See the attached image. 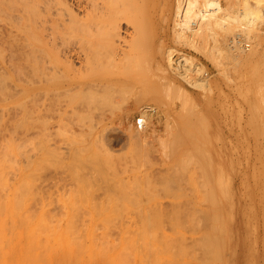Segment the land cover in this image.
Wrapping results in <instances>:
<instances>
[{
    "label": "rangeland",
    "instance_id": "1",
    "mask_svg": "<svg viewBox=\"0 0 264 264\" xmlns=\"http://www.w3.org/2000/svg\"><path fill=\"white\" fill-rule=\"evenodd\" d=\"M8 1L2 5L4 0L2 3L0 0V182L4 183L0 184V222H3L1 219L6 220L7 217L8 220L14 215L17 227H26V232L23 229L24 233H27L29 226L24 224L30 221L40 223L36 224L37 230L38 227L42 229L43 225L46 228L47 225L49 227L53 224L50 225L54 227L53 232H56L53 236L51 233H48L51 234L48 236L46 232L49 229L43 228L48 239L55 238L54 235L57 234L55 240L51 239L55 241L54 245L51 241L48 242V245L53 247L60 240L61 236L58 235L62 234V230L64 232L66 225L67 230L72 226L78 233L82 230L79 234L81 238L75 233L77 241L80 238L78 243L82 244L85 239L82 246L88 245L85 247L89 250L82 246L76 250L80 264H264V45L256 50L250 49L251 52L245 50L246 56L243 59L238 63L227 64L226 71H223L216 59L203 49L200 52V49L174 42H169L166 49H160L144 44L153 37L156 42H160L158 35L149 32H141L138 36L123 34L124 42L117 43L118 46L112 48L120 57L115 54L114 63L109 62L105 66L111 77L122 80V84L119 83V86L114 88L116 93L112 90L113 93H106L108 96L98 98H87V95H76L72 92L30 93L23 90L27 84L24 82L25 78L27 80L25 71L28 70V58L25 54L30 47L26 45H30V41L37 43V37L33 34L35 40L29 38V34H25L26 29H20L16 25L17 4L21 0H17L14 8L11 6L14 0ZM9 3L11 5H8ZM6 5L14 10L16 8V11ZM15 25L16 27H13ZM143 34L146 37L142 36ZM262 35L264 39V33ZM132 37V40H138L133 43L134 46ZM170 37L172 35L169 40ZM246 37L248 35L243 38ZM249 37L253 38L254 35ZM138 38H141L142 42ZM167 49L176 50L174 59L177 53H186L204 67L208 78L204 76V80L202 74L200 77L193 76L197 77V80L203 78L201 80L205 82L202 88L188 85L174 76L164 58ZM121 57L126 60L124 63ZM131 63L134 68H131ZM167 81H171L170 84H166ZM207 83H210L209 86L205 85ZM175 85L177 89L169 88ZM145 89H148L149 93ZM141 90L142 95L139 92ZM95 100L103 102L99 109L92 107L91 110L88 106V111L83 108L90 103L100 104ZM146 105L151 106L153 112H147V127L138 133L135 122ZM108 134L119 138H109ZM5 138L9 141L6 142ZM31 140L33 143L30 144L33 146L29 144ZM5 144L8 146H4ZM29 153L35 155L30 170L26 162ZM11 161L16 163L13 165ZM36 176L39 178L35 179ZM18 195L21 200H18ZM76 206L78 208L75 209ZM65 212L64 219L77 215L75 218L79 219L80 224L84 222L83 225L79 226V221L74 218L64 220L61 214ZM79 212L85 219H89L92 214L96 218L84 221L83 217H78ZM45 213L53 217L54 221L59 215L63 221L60 219V222H51L53 218L49 215L43 218ZM22 219L24 220L20 222ZM12 220L14 222V219ZM12 220L7 221V228L9 224L12 226ZM113 222L120 226L116 227ZM122 224H125L124 227ZM113 225L120 228L118 231L121 232L117 233ZM56 227H59L60 233L58 229L55 231ZM83 228H86L84 232ZM112 229L116 235L112 234ZM50 230L52 232V229ZM36 232L40 231L34 233ZM72 232L73 230H70L64 234L67 238L70 237L68 239L71 243L75 242L73 246H79L73 241L76 238L72 240L73 235L75 236ZM34 233L30 234L33 239L36 236ZM110 233L115 236L111 237ZM39 236L37 240L43 237L46 240L45 236ZM117 236L121 238L118 239ZM62 237L56 249L63 247V253L60 254L62 251L58 249L60 252L55 251L56 255L51 256L49 253L54 252L52 246L51 251H42L50 255L53 262H49L50 258L45 254L43 256L49 264H70L69 257L64 258L66 255H63L69 253L67 250L70 247L64 250L65 245L71 244L68 245L69 240ZM197 237L199 239H196ZM23 239L22 244L25 240L28 243L27 236ZM92 239L97 240L96 243ZM42 241L44 242V239ZM26 243L24 246H27ZM36 244L34 243V246ZM101 245L106 248L109 246L108 251ZM27 247L30 250V247ZM129 247L132 248L133 254ZM82 248L86 252H80ZM74 251L70 250L71 253ZM30 252L28 251L26 256H31ZM34 252L36 253V250ZM57 254L62 255L60 259L55 257ZM74 255L72 253L73 257H70L71 263L77 264ZM26 258L24 257L30 264L29 257ZM37 261L38 264L42 262ZM44 261L42 264H45Z\"/></svg>",
    "mask_w": 264,
    "mask_h": 264
},
{
    "label": "bare ground",
    "instance_id": "2",
    "mask_svg": "<svg viewBox=\"0 0 264 264\" xmlns=\"http://www.w3.org/2000/svg\"><path fill=\"white\" fill-rule=\"evenodd\" d=\"M12 1V0H11ZM10 3L13 2V4L11 5L10 3L8 5H11L13 7V5H16L17 0L12 1ZM19 1V0H18ZM22 1V3H21ZM19 1V3L17 4L18 8L16 11L11 7H8L6 5V7L10 8L11 10H13L14 12L16 11L17 14L15 16V21H16V25L17 27L19 26L20 29H26L25 34H29V38H34L33 40H35V38L37 37V39L35 40L37 43H33L30 41V45H26L27 47L30 46L28 48V53L25 54V57L28 58V66L26 68H28V70H26L25 72H27L26 76H27V80L25 78L24 82L26 81V87H23V90L26 92H30V93H35V92H44L46 94L51 93V92H61V93H75L76 95H87V98H98V97H104L105 95H107L110 91V94L113 93V91L115 92L116 89L114 90V88L118 85L119 83H121V79L117 78V77H111L106 69L105 66L106 64L110 63H114L115 58V54L118 55V52H115V50H112L113 46H116L117 43L121 44L122 42H124V37L123 34L126 35H139V33H145V32H149L152 33V35H158L159 38H161L159 41L160 42H156L155 37H151V40H147L146 43L144 44H148V46H154V47H160V49H166L167 44L169 42H174L178 45H185V46H189L192 47L194 49H200L202 52L205 50L207 53H210V55L216 59L217 63L219 64L220 68L223 71H226L225 67L227 64H230L231 62H236L238 63L241 59L244 58L245 55V50H253V49H257L260 46L264 45V39H263V35L262 33H264V0H21ZM3 2V0H1V3ZM5 0L2 3L5 4ZM7 2H9L7 0ZM6 2V4H7ZM22 4V5H21ZM19 5H21L19 7ZM4 8V7H3ZM12 11V12H13ZM8 12V11H6ZM1 13V12H0ZM8 14V13H7ZM9 16V15H8ZM12 16V15H10ZM14 18V16H12ZM10 20V19H9ZM12 20V19H11ZM14 21V20H12ZM15 23V22H14ZM13 23V24H14ZM11 24V23H10ZM12 25V24H11ZM13 26V27H16ZM18 29V28H17ZM23 29V30H24ZM10 30V29H9ZM13 30V29H11ZM23 32V31H21ZM12 33V32H11ZM147 33V34H149ZM256 33V34H255ZM33 34L36 37H33ZM146 34V33H145ZM145 34H143L142 36H144ZM243 34H245L246 36L253 34L254 37H246L243 38ZM137 35V36H138ZM172 35V37H170L169 40V36ZM149 36V35H148ZM147 36V37H148ZM151 36V34H150ZM149 36V37H150ZM131 36H129L130 38ZM136 37V36H135ZM141 37V35H140ZM146 37V36H144ZM143 37V38H144ZM134 37L131 38L132 45L134 46L135 44H133L134 42H138L132 40ZM137 38V37H136ZM135 38V39H136ZM128 39V38H127ZM126 39V40H127ZM139 39V38H138ZM141 39V38H140ZM139 39V40H140ZM142 42V40H140ZM127 43V42H126ZM141 44V43H140ZM131 45V44H130ZM142 45V44H141ZM252 45V47L250 46ZM118 46V45H117ZM124 46V45H123ZM145 46V45H144ZM126 47V46H125ZM141 47V46H140ZM146 47V46H145ZM24 48V47H23ZM136 48V47H135ZM142 48V47H141ZM116 49V48H115ZM119 49L121 50V47H119ZM125 49V48H124ZM133 49V48H132ZM137 49V48H136ZM158 49V48H157ZM118 50V47H117ZM131 50V49H130ZM129 50V51H130ZM135 50V49H134ZM140 50V49H139ZM142 50V49H141ZM140 50V51H141ZM250 50V52H251ZM254 50V51H255ZM160 51V50H159ZM167 51V52H166ZM165 52V60L167 62V64L170 66L169 68L171 69L172 73L174 74V76L179 77L180 79H182L185 83H187L188 85H192L195 86L197 88H202L204 86V76H208L207 72H204V67L202 68L190 55H187L186 53H182L179 52L177 53V57L174 59L175 57V51H173V49H167ZM235 51H238L237 53H235ZM249 52V53H250ZM133 53V52H132ZM139 53V52H138ZM205 53V52H204ZM135 54V53H133ZM203 54V53H202ZM128 55V54H126ZM119 56V55H118ZM252 56V55H251ZM117 57V56H116ZM120 57V56H119ZM138 57V56H136ZM136 57L134 59H136ZM133 58V57H132ZM120 59V58H119ZM128 59V58H126ZM131 59V57H130ZM129 59V60H130ZM140 59V58H139ZM137 59V60H139ZM246 59V58H245ZM121 60L124 61V57ZM120 60V61H121ZM142 64L144 63V58L142 57ZM113 61V62H112ZM128 61V60H127ZM131 61V60H130ZM135 61V60H134ZM140 61V60H139ZM136 61V62H139ZM116 63V62H115ZM122 62H120V65L122 67H124ZM134 63V62H133ZM156 63V62H155ZM138 64V63H137ZM159 64V62H158ZM132 65V63L130 64V66ZM127 66V65H126ZM138 66V65H137ZM136 66V67H137ZM143 66V65H142ZM141 66V67H142ZM112 67V65H111ZM118 67V66H117ZM121 67V68H122ZM133 67V65L131 66V68ZM160 67V66H159ZM223 67V68H222ZM108 68V67H107ZM115 68V67H114ZM130 68V67H129ZM134 68V67H133ZM140 68V65L139 67ZM123 69V68H122ZM126 69V68H125ZM204 78V80H201L203 78H201L200 80L196 79L195 77H193L194 75H199V77L201 76ZM163 76V75H161ZM229 77V76H228ZM208 78V77H207ZM206 78V79H207ZM164 79V78H163ZM124 81V80H123ZM169 81V80H168ZM167 81V82H168ZM263 81V80H262ZM171 82V81H170ZM170 82L166 83V84H170ZM207 82V81H206ZM122 84V83H121ZM162 84V83H161ZM164 84V83H163ZM165 84V85H166ZM210 84L207 83L205 84L206 86ZM172 85V84H171ZM177 85V84H176ZM176 85L173 86V88L170 86L169 88L171 90H173L174 88H176ZM168 86V85H167ZM166 86V87H167ZM209 86V85H208ZM178 87V86H177ZM180 87V86H179ZM136 88V87H135ZM210 88V87H209ZM26 89V90H25ZM143 89V88H142ZM165 89V87H164ZM163 89V90H164ZM177 89V88H176ZM179 89V88H178ZM181 89V88H180ZM179 89V90H180ZM113 90V91H112ZM120 90V89H119ZM144 90V89H143ZM148 89H145V91ZM166 90V89H165ZM169 91V89H167ZM184 90V89H183ZM208 90V89H207ZM112 91V92H111ZM118 91V90H117ZM178 91V90H177ZM140 95H142L143 93L142 90L139 91ZM147 92V91H146ZM144 92V93H146ZM172 92V91H171ZM183 91H181L182 93ZM107 93V94H106ZM116 93V92H115ZM149 93V90H148ZM166 93V91H165ZM175 93V91H174ZM180 93V94H181ZM121 94V93H120ZM119 94V95H120ZM185 94V93H184ZM188 94V93H187ZM113 95V94H112ZM118 95V96H119ZM146 95V94H144ZM166 95V94H165ZM169 95V94H168ZM183 95V93H182ZM89 96V97H88ZM108 96V95H107ZM106 96V97H107ZM114 96V95H113ZM111 96V97H113ZM178 96V95H177ZM186 96V95H185ZM110 97V98H111ZM126 97V96H125ZM142 97V96H141ZM179 97V96H178ZM188 97V96H187ZM137 98V97H136ZM181 98V97H180ZM102 99V98H101ZM106 99V98H105ZM70 101V100H69ZM85 101V100H83ZM82 101V103H83ZM96 103H100V104H94V103H90V105H86L87 107L83 108H87L89 111V107H91V110L94 109H99L100 105L102 103L97 100H95ZM93 101V102H95ZM106 101V100H105ZM108 101V100H107ZM111 101V100H110ZM184 101V100H183ZM72 103V102H71ZM81 103V102H80ZM138 103V102H137ZM76 104V103H75ZM106 104V103H105ZM188 104V103H187ZM64 105V104H63ZM77 105V104H76ZM82 105V104H81ZM80 106V104H79ZM102 106V105H101ZM138 106V105H137ZM194 106V105H193ZM93 107V108H92ZM111 107V106H110ZM143 107V106H142ZM141 107V108H142ZM183 107V106H182ZM63 108V107H62ZM65 108V107H64ZM82 108V107H81ZM80 108V109H81ZM82 108V109H83ZM106 108V107H105ZM72 109V108H71ZM70 109V110H71ZM103 111V109H101ZM106 110V109H105ZM152 108L151 106H145L142 108V111L140 112L141 116L137 117L136 119V127L138 130H136L139 133V130H143L146 126L145 121H148L145 119V117L148 115L149 112H153L151 111ZM174 110V109H173ZM73 111V110H72ZM79 111V110H78ZM85 111V109H84ZM96 111V110H95ZM249 111V110H248ZM77 112V111H76ZM81 112V111H80ZM87 112V111H86ZM85 112V113H86ZM97 112V111H96ZM105 112V111H104ZM148 112V113H147ZM159 112V111H158ZM88 113V112H87ZM92 113V112H90ZM99 113V112H98ZM250 113V112H249ZM258 113V112H257ZM89 114V113H88ZM103 114V113H102ZM150 114V113H149ZM264 114V113H263ZM93 115V113H92ZM97 115V114H96ZM154 115V114H153ZM258 114H256L257 116ZM99 116V115H97ZM255 116V117H256ZM96 117V116H95ZM143 117V118H142ZM250 117V116H249ZM253 117V116H252ZM264 117V115H263ZM98 118V117H97ZM100 118V117H99ZM261 118V117H260ZM92 119V118H91ZM256 119V118H254ZM167 120V119H166ZM252 119H250L251 121ZM19 121V120H18ZM249 122V121H248ZM263 122V121H262ZM260 122V124L262 123ZM18 123V122H17ZM97 123V122H96ZM152 123V122H151ZM166 123V122H165ZM16 125V123H15ZM19 125V124H18ZM95 125V124H94ZM166 125V124H165ZM258 125V123H257ZM262 125V124H261ZM131 126V125H130ZM136 127H134V129H136ZM175 127V126H174ZM168 128V127H167ZM171 128V127H170ZM264 130V129H263ZM167 131V130H166ZM135 132V131H134ZM142 132V131H141ZM23 133V132H22ZM136 133V132H135ZM170 133V132H169ZM134 134V133H133ZM132 134V135H133ZM144 134V133H143ZM142 134V135H143ZM152 134V133H151ZM29 135V134H28ZM31 135V134H30ZM109 138L114 137L116 139L119 138V136H112V134H108ZM115 135V134H114ZM137 135V134H136ZM154 135V134H153ZM17 136V135H16ZM23 136V135H22ZM26 136V135H25ZM135 136V135H134ZM171 136V135H170ZM3 137V136H2ZM8 138V136H6ZM12 137V135H11ZM9 136V138H11ZM33 137H36V139L38 138L37 136L33 135ZM18 138V137H16ZM30 138V137H29ZM32 138V136H31ZM138 138V137H137ZM6 139V138H5ZM5 139L3 141H5ZM19 139V138H18ZM24 139V137H23ZM173 139V138H172ZM113 140V139H112ZM9 140L6 139V142H8ZM12 141V140H11ZM24 141V140H23ZM175 141V140H174ZM19 142V141H18ZM27 142V141H26ZM31 141H29L30 144ZM33 143V142H32ZM30 144L33 146V144ZM175 143V142H174ZM179 143V142H178ZM3 144V143H2ZM10 144V143H9ZM20 144V143H19ZM7 144H5L4 146H6ZM23 145V143H22ZM21 145V146H22ZM2 146V147H4ZM8 146V145H7ZM19 146V145H18ZM17 146V147H18ZM35 146V145H34ZM37 147V146H36ZM264 147V145H263ZM6 148V147H5ZM31 148V147H30ZM22 149V147H21ZM27 149V148H26ZM32 149V148H31ZM30 149V150H31ZM1 150V149H0ZM3 150V149H2ZM177 150V149H176ZM23 151V150H21ZM33 152V151H32ZM35 152V150H34ZM33 152V153H34ZM174 152V151H173ZM4 153L5 150H4ZM21 153V152H19ZM18 153V154H19ZM31 153V152H30ZM30 153L28 155H30ZM170 153V152H169ZM11 154V153H10ZM32 154V153H31ZM24 155V153H23ZM27 155V156H28ZM1 156V155H0ZM14 156V155H13ZM21 156V154H20ZM33 155H30L29 157H27L26 162H27V166L29 168V170L32 168V163H33ZM9 157V156H7ZM11 157V155H10ZM9 157V158H10ZM2 158V157H1ZM14 158V157H13ZM16 159V158H14ZM12 159V160H14ZM7 160V159H6ZM20 160V159H18ZM16 161V160H15ZM13 161V162H15ZM10 162V161H9ZM8 162V163H9ZM25 162V161H24ZM25 162V163H26ZM1 163V162H0ZM6 163V162H5ZM7 163V164H8ZM12 163V161H11ZM10 163V165H11ZM16 163V162H15ZM14 163V164H15ZM37 163V162H36ZM3 164V163H2ZM13 164V163H12ZM13 164V165H14ZM257 164V163H256ZM6 165V164H5ZM12 165V166H13ZM17 167V166H16ZM7 168V167H6ZM5 168V169H6ZM9 168V166H8ZM27 168V167H26ZM35 168V167H34ZM11 171V170H10ZM32 171V170H31ZM8 172V171H7ZM13 172V171H12ZM1 173V172H0ZM11 173V172H10ZM33 173V172H32ZM9 174V172H8ZM16 174V173H15ZM31 173H29L28 175L30 176ZM2 175V174H0ZM4 175V174H3ZM13 175V174H12ZM37 175V174H36ZM28 176V178H29ZM35 176V175H32ZM1 177V176H0ZM7 177V175H6ZM10 177V176H9ZM27 177V176H26ZM11 178V177H10ZM13 178V177H12ZM33 177H31L32 179ZM39 178V177H35ZM4 179V178H3ZM8 179V178H7ZM26 180V179H25ZM10 181V180H9ZM40 181V180H39ZM27 183V180H26ZM0 184H2V182H0ZM4 184V183H3ZM2 184V185H3ZM31 184V183H30ZM36 187V184H34ZM31 186V185H30ZM6 187V186H5ZM1 188V186H0ZM4 188V187H3ZM37 189L39 187H36ZM5 189V188H4ZM22 189V188H21ZM27 190V189H26ZM33 190V187H32ZM39 190V189H38ZM7 191V190H6ZM21 191V190H20ZM19 191V192H20ZM37 190H35L36 192ZM40 191V190H39ZM32 192V191H31ZM34 193V192H33ZM40 193V192H39ZM4 194V193H3ZM32 194V193H30ZM35 194V193H34ZM22 195V194H21ZM19 196V195H18ZM36 196V195H35ZM39 196V195H38ZM41 196V195H40ZM4 197V196H3ZM2 197V199H3ZM1 198V196H0ZM16 199V198H15ZM21 200L20 196L18 198V200ZM36 199V197H35ZM201 200V199H199ZM198 200V201H199ZM28 201V200H27ZM41 201V200H39ZM37 201V202H39ZM3 202V201H2ZM15 202V201H14ZM19 203V201H17ZM15 202V203H17ZM21 202V201H20ZM35 201H33L32 203H34ZM200 202V201H199ZM31 203V204H32ZM74 203V202H73ZM1 204V201H0ZM13 204V203H11ZM35 204V203H34ZM39 204V203H38ZM36 205V204H35ZM46 205V204H44ZM22 206V205H21ZM31 206V205H30ZM34 206V205H32ZM47 206V205H46ZM38 207V206H36ZM49 207V206H48ZM56 207V206H54ZM58 207V206H57ZM2 208V207H1ZM18 208V207H17ZM71 208V207H70ZM78 208V206L75 207V209ZM80 208V207H79ZM3 209V208H2ZM31 209V208H30ZM4 210V209H3ZM14 210V209H13ZM16 210V209H15ZM14 210V211H15ZM38 210V209H37ZM44 210V208H43ZM51 210V209H49ZM78 210V209H77ZM76 210V211H77ZM81 210V209H79ZM78 210V211H79ZM84 210V209H83ZM98 210V209H96ZM104 210V209H103ZM1 211V210H0ZM61 211V210H60ZM68 211V210H67ZM66 211V212H67ZM71 211V210H70ZM15 212H19L18 210ZM29 212V211H28ZM35 212L34 208H33V213ZM58 212V210H57ZM64 212V210H63ZM65 214H61L63 215V219ZM69 212V211H68ZM6 213V211H5ZM4 213V214H5ZM11 213V212H10ZM40 213V212H39ZM44 213V212H43ZM42 213V214H43ZM50 213V212H49ZM54 214V212H52ZM62 213V212H60ZM81 215V212H79ZM88 213V212H87ZM37 214V213H36ZM35 214V215H36ZM41 214V215H42ZM46 214V213H45ZM51 214V213H50ZM56 215H58V213H55ZM78 214V213H76ZM86 214V213H85ZM90 214V212H89ZM97 214V213H95ZM10 215V214H9ZM22 215V214H21ZM31 215V214H30ZM28 215V216H30ZM34 215V216H35ZM40 215V216H41ZM49 215V214H48ZM47 214L43 216V218L46 216H48ZM52 215V214H51ZM70 214H67V216ZM78 217H83L82 215ZM6 216V215H5ZM20 216V215H19ZM18 216V217H19ZM26 216V213H25ZM34 216L32 219H34ZM50 216V215H49ZM77 215H75L76 217ZM85 216V215H84ZM91 216V215H90ZM98 216V214H97ZM10 217V216H9ZM12 217V216H11ZM11 217L8 220H13L12 222V226L8 225L7 228V217L6 220L5 219H1V221H3L2 223L0 222V264H28V262L24 259V257H29L28 260L30 262V264H38L40 261H42L40 264L43 263V261L45 260V257L43 256H50L51 254H55L56 253L62 251V248H58L56 249V245H58V242H61V237L63 236L64 233H66L67 231L70 232V230L75 233H78L75 231V229L72 227H69L70 230L68 229V225H66L65 230L63 232V230L61 231L62 234L58 235L61 236L59 237L60 240L58 241L56 239V244L55 247H53L55 241V238L57 236L52 237L54 233L53 232V228L54 227H50V225L53 226V224H50L49 227L46 226V228L44 227L45 225H43L42 229L40 227H38L39 229L37 230V225H39L40 223H31V221L27 224L25 223V225H29L28 229H27V233L23 232V229H25L26 227H24L23 229L19 226L21 225L19 223V227H17V223L15 220V216L13 215L12 219ZM42 217V216H41ZM51 217V216H50ZM58 220L54 218L51 222H60V219L62 217H60L59 215L57 216ZM71 217V216H70ZM65 217L64 220H71V219H77L75 217H71V218ZM88 217V216H87ZM4 218V217H3ZM21 218V216H20ZM24 218V217H22ZM84 218V217H83ZM94 216L92 214L91 217H89V219H85V220H90L93 219ZM96 218V217H95ZM94 218V219H95ZM36 219V218H35ZM39 219V218H38ZM36 219V220H38ZM42 219V218H41ZM49 219V218H47ZM73 219V220H74ZM81 219V218H80ZM93 219V220H94ZM117 219V218H116ZM20 220V219H19ZM24 219H22L20 222H22ZM26 220V217H25ZM51 220V219H50ZM62 220V219H61ZM79 221V219H77ZM118 220V219H117ZM18 221V220H17ZM35 221V220H34ZM45 221V220H44ZM63 221V220H62ZM76 221V220H75ZM82 221V220H81ZM99 221V220H97ZM103 221V220H101ZM111 221V220H110ZM113 221V220H112ZM9 222V221H8ZM25 222V221H24ZM23 222V223H24ZM49 222V221H48ZM66 222V221H65ZM120 222V221H119ZM30 223L32 225H30ZM47 223V222H46ZM69 223V222H68ZM79 226L83 225L80 224V221L78 222ZM77 223V224H78ZM86 223V222H85ZM106 223V222H105ZM114 223V222H113ZM116 223V222H115ZM114 223V224H115ZM136 223V222H135ZM67 224V223H66ZM89 224V223H88ZM130 223H128L129 225ZM23 225V224H22ZM36 225V226H35ZM56 225V224H55ZM63 225V224H62ZM103 225V224H102ZM110 225V223H109ZM108 225V226H109ZM112 225V224H111ZM123 225V224H122ZM125 225V224H124ZM123 225V227H124ZM133 225V224H132ZM57 226H61V224H57ZM70 226V225H69ZM77 226V225H76ZM78 226V227H79ZM87 226V224H86ZM100 226V225H99ZM107 226V227H108ZM115 225H113L114 227ZM120 225L116 223V227H119ZM23 227V226H22ZM84 227V226H83ZM96 227V226H95ZM103 227V226H102ZM101 227V228H102ZM111 227V226H109ZM114 227V228H116ZM130 227V226H129ZM49 229V231L45 229ZM80 228V227H79ZM7 229H9V232H7ZM43 231H41V230ZM52 229V232L51 230ZM58 229L59 232V227L55 228ZM62 229V228H61ZM82 229V228H81ZM80 229V230H81ZM86 229V228H85ZM83 228V232L85 230ZM99 229V228H98ZM103 229V228H102ZM117 229V233L121 232L118 231L120 230V228H116ZM126 229V228H125ZM135 229V228H134ZM40 231V232H36L35 231ZM78 231V230H77ZM82 231V230H81ZM81 231H79L81 233ZM97 231V230H96ZM106 231H110V230H106ZM113 229H112V234H117V233H113ZM130 231V230H129ZM26 232V229H25ZM32 232L34 234H36V236H34L35 239L32 238V236L30 234H32ZM44 232L51 233L52 234V238L48 239L47 237L50 236L48 234H45ZM72 232V233H73ZM94 232V231H93ZM115 232V231H114ZM139 232V231H138ZM45 235H43V234ZM60 233V232H59ZM78 233V235L80 234ZM99 233V232H98ZM101 233V232H100ZM99 233V234H100ZM103 233V232H102ZM126 233V232H125ZM39 234L41 237L42 236H47L46 240L44 239V242L39 239L37 240L36 238L39 236L37 235ZM96 234V233H95ZM127 234V233H126ZM138 234V233H137ZM71 235V233H70ZM73 235V234H72ZM94 235V234H93ZM98 235V234H97ZM96 235V236H97ZM106 235V232L105 234ZM108 235V233H107ZM111 235V233H110ZM109 235V236H110ZM114 235V236H115ZM119 235V234H118ZM133 235V232H132ZM28 238V243H26L27 241L25 240V243L27 244V246H34V243L36 244L37 241L38 243L32 248L30 247V250L28 249L27 246H24L25 243L22 244L23 242V238L26 237ZM30 236V237H29ZM39 236V237H40ZM65 236V234H64ZM63 236V237H64ZM67 236V235H66ZM64 237L66 238V240L70 237ZM69 236V235H68ZM82 236H84L82 234ZM90 236V235H89ZM101 236V235H100ZM106 236V237H109ZM111 235V237H114ZM122 236V235H121ZM131 236V235H130ZM135 236V235H134ZM133 236V237H134ZM62 237V238H63ZM72 237V236H71ZM77 237V234H75V236L73 235V239H75ZM80 237V235L78 236ZM77 237V238H78ZM98 237V236H97ZM104 237V236H103ZM104 237V238H106ZM118 237V236H117ZM124 237V236H123ZM201 236H199L200 238ZM76 241L77 244L81 243L78 241H81V237L79 238V240ZM86 238V236H85ZM94 238V237H93ZM96 238V237H95ZM121 238V237H120ZM118 237V239H120ZM125 238V237H124ZM198 237L196 239H199ZM26 239V238H25ZM49 241H48V240ZM53 239V240H51ZM68 239V240H69ZM115 239V238H114ZM116 238V240H118ZM129 239V238H127ZM138 239V238H137ZM32 242H31V241ZM85 243V239H83ZM94 241V239H92ZM102 240V238H101ZM100 240V241H101ZM109 239H107L108 241ZM51 241V242H50ZM65 240H63L64 242ZM97 241V240H95ZM94 241V242H95ZM98 241V243L100 242ZM119 241V240H118ZM125 241V240H124ZM127 241V240H126ZM135 241V240H134ZM40 242V243H39ZM46 242V243H45ZM48 242H50L51 244L53 243V245H48ZM63 242L61 243V245H63ZM70 243L69 244H75V242L71 243V241L69 240ZM32 243V244H31ZM58 243V244H57ZM65 243V242H64ZM79 244V246L76 245H65L66 247H64V250L67 249V247L73 251V249L75 250L74 252H72L73 254H75L74 256L75 259L77 260L78 263L80 264L81 261H79L77 258L78 256L76 255V253L81 248V246L83 245ZM96 243V242H95ZM97 243V245H98ZM111 243V242H110ZM118 243V242H117ZM135 244V242H133ZM132 243V244H133ZM31 244V245H30ZM39 244V245H38ZM41 244V245H40ZM44 244V245H42ZM47 244V245H46ZM103 244V242H102ZM109 244V243H108ZM107 244V245H108ZM114 244V243H112ZM111 244V245H112ZM121 245V244H120ZM40 248H39V247ZM49 246V247H47ZM52 246V247H51ZM88 246V245H85ZM85 246H82L84 249L86 248ZM99 246V245H98ZM104 246V245H101ZM113 247L115 245H112ZM133 246V245H131ZM27 247V249H26ZM36 247V249H35ZM54 252L51 253V249ZM58 247V246H57ZM74 247V248H73ZM75 247H79L78 249ZM106 248V246H104ZM109 247V246H108ZM107 247V248H108ZM32 248V250H31ZM37 248L40 249L39 253L37 251ZM82 248L81 251H83L84 249ZM94 248H96V246H94ZM106 248V249H107ZM125 248V247H124ZM123 248V249H124ZM130 248V247H129ZM43 249V250H42ZM45 249V250H44ZM67 250L68 255L65 253L64 251V255L63 257L66 255V257L64 258H68V262L70 264L71 263V259L72 258V253L70 252V250ZM98 251H100L98 248H96ZM106 249H102V250H106ZM111 249V246L110 248ZM132 248H130L131 251ZM144 249V247H143ZM26 250V252L24 251ZM36 250V253L34 252ZM50 250L51 252L49 253L50 255H47L45 253H47L46 251ZM86 250H89V248H86ZM31 251L29 254H31V256H26L27 252ZM33 251V253H32ZM42 251H45L42 252ZM108 251V249H107ZM111 251V250H109ZM129 251V249H128ZM130 251L128 253H130ZM133 251V250H132ZM131 251V253L133 254V252ZM136 251V250H135ZM145 251V250H144ZM49 252V251H48ZM83 252H86L85 250ZM103 252V251H102ZM126 252V250H125ZM124 252V254H125ZM147 252V250H146ZM35 253V254H34ZM63 253L60 252V254ZM71 253V254H70ZM106 252H104L105 254ZM112 253V252H111ZM130 253V254H131ZM39 254V255H38ZM45 254V255H44ZM102 254V256L104 255ZM110 254V253H109ZM120 254V253H119ZM118 254V255H119ZM122 254H123V250H122ZM33 255V257H32ZM34 255H38V256H34ZM51 255V256H52ZM56 255V254H55ZM54 255V256H55ZM59 254H57V256H55L56 258L58 257L60 259V256H58ZM71 255V256H70ZM87 255V254H86ZM90 255V254H89ZM113 255V254H112ZM129 256V255H128ZM32 261H31V258ZM42 257V258H40ZM47 257V258H48ZM92 256H90L91 258ZM93 257H95L93 255ZM115 257H118L115 255ZM120 257V256H119ZM118 257V258H119ZM131 257V256H129ZM134 257V256H133ZM26 258V259H27ZM46 258V259H47ZM51 260V257H49ZM81 258V257H80ZM88 258V257H87ZM101 258V256H100ZM104 258V257H103ZM111 258V256H110ZM127 258V256H126ZM41 259V260H40ZM43 259V260H42ZM53 259V258H52ZM93 259V258H92ZM102 259V258H101ZM115 259V258H114ZM36 260V261H35ZM48 260H45L44 263L45 264H49ZM57 260V259H56ZM70 260V261H69ZM80 260H84V259H80ZM108 260V259H107ZM111 260V259H109ZM35 261V263H33ZM52 261V260H51ZM66 261V260H65ZM64 261V262H65ZM76 261V262H77ZM114 261V260H113ZM123 261V260H122ZM37 262V263H36ZM48 262V263H47ZM53 262V261H52ZM50 264H53V263ZM56 262V261H55ZM54 262V263H55ZM63 262V261H62ZM85 262V261H84ZM89 262V261H88ZM95 263V262H94ZM98 263V262H97ZM101 263V262H100ZM114 263V262H113ZM119 263V262H118ZM60 264V262H59ZM63 264V263H62ZM65 264V263H64ZM68 264V263H67ZM74 264V263H73ZM83 264V263H82ZM90 264V263H87Z\"/></svg>",
    "mask_w": 264,
    "mask_h": 264
}]
</instances>
